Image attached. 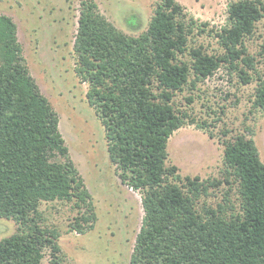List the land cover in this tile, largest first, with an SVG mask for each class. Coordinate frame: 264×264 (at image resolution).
Here are the masks:
<instances>
[{
  "label": "trees",
  "instance_id": "trees-1",
  "mask_svg": "<svg viewBox=\"0 0 264 264\" xmlns=\"http://www.w3.org/2000/svg\"><path fill=\"white\" fill-rule=\"evenodd\" d=\"M263 17L264 0H235L227 24L207 30L208 23L198 24L177 0H159L147 29L131 36L94 1H82L76 71L89 82L88 102L104 126L110 160L124 183L144 193L145 214L130 264H264V162L248 137L251 130L224 140L219 179L182 177L178 166L168 164V140L188 118L173 102L176 92L195 88L223 64L237 70L244 84L254 79L249 70L255 72L253 106L264 111V78L245 44ZM195 30L214 33L223 52L189 46ZM187 51L190 62L179 59ZM258 55L264 58V42ZM59 123L25 62L17 23L0 13V217L19 225L0 238V264H43L47 248L50 264H61L59 234L42 224V202H73L85 208L73 228L94 226L91 193ZM232 181L238 184L240 210L197 206L211 186Z\"/></svg>",
  "mask_w": 264,
  "mask_h": 264
},
{
  "label": "rangeland",
  "instance_id": "rangeland-1",
  "mask_svg": "<svg viewBox=\"0 0 264 264\" xmlns=\"http://www.w3.org/2000/svg\"><path fill=\"white\" fill-rule=\"evenodd\" d=\"M83 0H0V13L10 15L18 25V39L23 56L43 94L60 118V131L70 156L90 191L96 220L78 232L72 224L81 217L73 202H42V224L58 231L61 264H130L136 236L143 224L142 190L124 183L109 157L105 129L94 107L88 102L89 82L76 71L74 40ZM97 10L119 30L131 36L144 32L159 0H92ZM189 17L198 24L208 23L207 30L227 24L228 7L235 0H177ZM264 42V17L255 32L245 39L256 66L264 78V58L258 55ZM203 45L209 53L223 52L218 38L211 32L195 30L189 46ZM180 60L191 61L189 51ZM244 84L241 74L228 66L213 75L177 91L173 102L188 113L186 124L168 140V164L176 165L182 177L199 176L201 180L221 178L225 168L224 140L247 133L253 138L264 162V111L253 106L258 81ZM193 78V76L191 77ZM192 97V101L188 100ZM194 118L195 122L188 121ZM199 123V124H198ZM203 125L201 127L199 125ZM223 132H227L224 136ZM210 133H213L211 135ZM217 208L231 213L240 210L238 184L222 182L202 194L197 206ZM91 222V221H89ZM13 218L0 217V238L18 231ZM43 264H50V249H45Z\"/></svg>",
  "mask_w": 264,
  "mask_h": 264
}]
</instances>
